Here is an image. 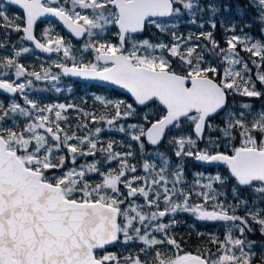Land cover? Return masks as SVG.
I'll return each mask as SVG.
<instances>
[{"label":"snow or ice","instance_id":"snow-or-ice-1","mask_svg":"<svg viewBox=\"0 0 264 264\" xmlns=\"http://www.w3.org/2000/svg\"><path fill=\"white\" fill-rule=\"evenodd\" d=\"M5 5L17 6L22 16L10 17ZM247 9L255 13L260 36L251 34L250 22L238 34L235 21L222 19L221 47L214 36L220 11L215 0L0 3V28L22 33V41L62 53L70 63L53 61L56 74L43 65L29 71L18 62L32 50L26 46L0 57V90L24 102L0 103V264H264V239L248 238L253 232L264 237V103L251 102L264 100V0H247L240 15ZM185 12L192 17L187 22L197 24L199 17L197 27L207 23L211 31H174L176 24L167 19L180 22ZM46 16L80 46L74 50L50 28L42 42L34 26ZM149 26L170 33L171 41L144 36ZM5 46L0 42V49ZM61 74L109 82L133 102L96 96L106 110L97 116L74 104L41 105L27 94L33 78L59 82ZM52 87L60 91L56 83ZM70 109L85 121L77 129H88L89 122L111 128L134 121L116 130L138 151L131 143L117 151L116 141L101 142L102 127L78 135L66 115ZM137 155L144 158L143 174L131 163ZM188 160L214 171H197L189 183ZM181 212L196 221L223 222V239L210 236V246L184 251L171 231ZM132 244L139 245L137 254L109 250Z\"/></svg>","mask_w":264,"mask_h":264},{"label":"trees","instance_id":"trees-1","mask_svg":"<svg viewBox=\"0 0 264 264\" xmlns=\"http://www.w3.org/2000/svg\"><path fill=\"white\" fill-rule=\"evenodd\" d=\"M0 3H4L3 0H0ZM246 4H247V0H221L219 2V7H220V11L219 13L216 15L215 19L217 22V28L218 30H220L218 32V36L216 37V39L218 41H220V46L221 47H225L224 44V40L226 39V34L224 33L223 29L220 26V21L223 19L225 22L227 21H237L239 22V26H242L245 22H250L252 23V28H251V34H253L254 36L259 37L260 33L258 31L259 29V24L253 21V16L255 15L254 12H252L250 9H247L245 11V14L243 16L240 15L239 10L240 9H245L246 8ZM227 6L230 11L225 12L224 11V7ZM7 12L9 14V16L11 15V13H18L20 16H22V12L9 6V5H5ZM210 15V14H209ZM209 17V16H208ZM206 18L203 17V21ZM200 21L202 22V20L200 19ZM199 22V23H201ZM197 23V24H199ZM240 28V27H239ZM174 31H176L179 34H183L184 36H187V33H192L189 32V29L187 27L186 24H179V22L177 23V26L175 27V29H173ZM193 30V29H192ZM201 30L203 31H211V29L208 27V24L205 23V27L203 29L197 28L196 30H194V33H199ZM239 30V29H238ZM244 30H249L248 28H245ZM9 32V37L6 39L5 38V32ZM219 33H221L219 35ZM40 34V32H39ZM22 35V33H15V32H11L10 30H6L3 28H0V42H4L5 43V48L0 49V57H4V56H12L13 52H14V43L19 45L20 47H28L25 44V41H22L20 39V36ZM146 36H149L153 42H156L157 39L162 40L163 42H170L171 41V35L170 33H160L158 30H156L154 27L149 26L148 30L145 33ZM156 36V38H155ZM67 37V36H66ZM201 44L205 43L204 41H200ZM78 44V43H77ZM32 50V53H35L36 55H39L40 59H43L44 57L42 55H40L36 49L34 47H30ZM242 55H244L245 57H247L246 53H241ZM27 57H24L23 55L21 57L18 58V62L25 65V67H27L28 69H30L28 63H27ZM5 71H12V70H5ZM59 71V69H58ZM67 82V81H65ZM73 85L77 88V92L75 95H65L63 91L61 92H56L54 90V88L51 86V82L49 81H45V80H41V81H35L33 78V96L35 97V100L40 103L41 105H46V100L48 102H54V101H59V102H67L69 103V100L78 95V92L81 93H86V92H90V90H96L102 93H110L111 94V98H119V97H123L125 98V100L129 103H132L131 100L129 98H127L126 96H123L122 94L114 91V90H109V89H102V88H98L95 86H85V85H81L78 83H74ZM85 87V90H81L80 87ZM259 87V85H258ZM0 98L2 100H4L5 105H8L10 98L4 95L0 94ZM20 100V104L23 106L24 102H23V98H19V96L17 97ZM251 102L255 105H260L261 103H264V100H257L255 98H252ZM75 105L78 104L77 100H74L73 102ZM90 103V102H89ZM89 103L86 102L85 105H82L81 107H79L81 110H83L84 112H88V113H94L97 116L101 115V114H105V107L103 105H99L96 106L95 108H90ZM109 114H110V110H109ZM79 123H83L85 121H83L82 119L78 118L76 119ZM130 122H134V121H119L117 123V125L113 126L114 128H117L118 125L120 123H130ZM217 123L220 122V119L217 118ZM65 126V125H64ZM67 127V126H65ZM94 127H102L104 129V132L101 133L99 139L101 140V142L103 143H107L109 140H113L115 141V139L113 138L114 136H116L114 134V131L112 130L113 127L109 128V126H107L106 124H95L93 125L92 123L89 122V128L88 129H81L85 130L84 132H82V134H79V131L77 129H74L72 127V130L77 131L78 135L83 136L84 134H86V132L90 129H94ZM124 137H127L124 133L121 134ZM128 138V137H127ZM127 143H131V141L129 139L126 140L125 146L121 147L118 146L116 144L115 148L117 151H127V147L126 144ZM134 145V149H132L133 151H138L137 149V145L135 144V142H133ZM161 150H163V146H161ZM147 151L150 153L153 151L152 148L148 147ZM171 153L169 152V155ZM137 159L133 158L131 160V163L135 164L136 160H138L139 165H136L138 169H141V164L143 162V159L140 155L135 156ZM89 161H91L93 158L89 157L87 158ZM175 157H172V160L175 161ZM78 162H83V161H78ZM113 167L115 166L114 164L112 165ZM107 167V166H106ZM186 177L185 179L189 181V183H191L193 181V176H192V171H200V170H205L206 172H213L214 169L213 167H202L199 164H197L196 162L192 161V160H188L186 165ZM175 219L178 221L177 225L175 226L174 229H172V234L176 237V239L178 240V242L181 243L182 248L184 249V251L186 252H192V253H196L198 250H202L205 247L210 246L209 245V238L211 235H214L216 233H221V235L224 234V228L223 226L220 227L219 223L217 222H201V221H196L194 217H192L190 214L188 213H178L175 216ZM167 221V220H166ZM248 238L254 241H261L262 239H264V237H261L259 232H253L248 234ZM136 249H139V245L138 244H132V245H116L115 247H110L109 250L111 251H117L120 252L121 254H128V253H132L134 254V251H136ZM256 251L259 252V247H256Z\"/></svg>","mask_w":264,"mask_h":264},{"label":"rangeland","instance_id":"rangeland-1","mask_svg":"<svg viewBox=\"0 0 264 264\" xmlns=\"http://www.w3.org/2000/svg\"><path fill=\"white\" fill-rule=\"evenodd\" d=\"M217 0H215V3H217L216 2ZM218 5V4H217ZM183 11V10H182ZM16 15V13H11V15H10V17H13V16H15ZM204 17V16H203ZM192 17H191V15L190 14H188V13H184V16H183V19L179 22V24H190L189 22H187V21H189V19H191ZM206 18V17H205ZM236 23H237V33L239 34V30H240V26H239V22H237V21H235ZM167 23L169 24V26H171V24H173V23H175V24H177L178 22L175 20V19H173V18H169V19H167ZM47 26H43V28H42V30H41V32H40V35L42 36V33L44 32V30L45 29H52V35H59V36H63V37H65V38H67L68 39V41L70 42V43H72L73 45H74V50H75V48H77V47H79L80 46V43H78V44H76L75 43V41L73 40V39H71L69 36H64L63 35V31L56 25V24H54V23H47L46 24ZM156 29V28H155ZM175 29V28H174ZM239 29V30H238ZM157 30V29H156ZM159 31V30H158ZM249 31V30H248ZM189 32H192V33H194V31H192V30H190ZM189 33H187V35H188ZM253 35V34H252ZM43 37V36H42ZM146 37H149V36H146ZM109 38L110 39H114V37H112V35H111V33H109ZM155 38H156V36H155ZM162 41V40H161ZM14 46H15V48H14V51L15 50H18L19 48H20V46L19 45H17V44H15L14 43ZM23 56L24 57H27L28 59V61H27V63H28V65H29V67H30V69H28L27 67H26V69L27 70H29V71H41L42 69H41V66L43 65L44 67H50L51 66V71H52V73L53 74H56V73H58L59 71H58V69L57 68H55L54 67V64H53V61H56V60H61L62 62H66V61H63V57H62V53H60V54H57V53H55L54 54V56H52V57H50L49 59H46L45 57L43 58V59H40L39 57H38V55H36L35 53H32L31 51L29 52V53H26V54H23ZM92 58V56L90 55V54H86V56H85V59L86 60H90ZM66 63H69V62H66ZM69 65H70V63H69ZM25 66V65H24ZM9 72V75H11V72L10 71H8ZM45 81H48V80H45ZM65 81H67V80H65V79H63V77L62 76H60V80H59V82H52V81H49V82H51V86H52V84L53 83H56V86L57 87H59L60 88V91L59 92H61V91H63V92H65L64 94L66 95H75L76 94V92H77V88L73 85V83L71 82V80H68L67 82H65ZM18 82H20V81H18ZM81 88V90H85L86 91V88L83 86V87H80ZM33 88L31 89V90H28V95H29V97L31 98V99H33V100H35V97L33 96ZM58 93V92H57ZM19 96V98L21 97L22 98V96H20V95H18ZM96 96H100V97H102V98H104V99H110V100H125V98H123V97H119V98H111V94L110 93H102V92H99V91H96V90H90V92H86V93H81V92H78V95H76V96H74V97H72L70 100H69V103H67V102H59V101H54V102H48L47 100H46V105H53V104H59V103H64V104H74L73 102H74V100H77L78 101V104L76 105V106H78V108L79 107H81L82 105H85L86 104V102H90L89 103V106H90V108H95L96 106H99L100 105V102L99 101H97L96 99H95V97ZM13 101H15V102H17V103H20V100L17 98V97H15V98H13V99H10L9 100V104L11 103V102H13ZM126 101V100H125ZM0 103H4L5 104V102H4V100H2L1 98H0ZM75 105V104H74ZM80 109V108H79ZM66 115L68 116V120H69V123L72 125V127L74 128V129H77L76 128V125L79 123L76 119L78 118V116L80 115L77 111H75V110H72V109H70V110H68V112L66 113ZM219 119H221L220 117H218ZM24 121V118L23 117H19L16 121H15V123H16V125H17V127H21L22 126V122ZM120 124H122V123H120ZM9 126H11V125H9ZM66 126V125H65ZM78 131H79V134H82V132H84L85 130H82L81 131V129H77ZM112 130L114 131V134L116 135V136H114L113 138L115 139V141L117 142V145L118 146H120V142H124V144L126 143V140L128 139L127 137H124V136H122L121 134H123V133H120L119 131H117L116 130V128H112ZM102 132H104V131H102ZM85 135V134H84ZM131 144L133 145V142L131 141ZM133 149H134V145H133ZM150 153H153V151L152 152H150ZM135 159H137L136 157H134ZM135 164L136 165H139V162H138V160H136V162H135ZM203 167V166H202ZM210 167H212V166H210ZM200 171H205V170H200ZM195 172H197V171H195V170H193L192 171V176H193V178H194V173ZM213 172H206L205 171V174L207 175V174H212ZM137 174H143L142 173V170L141 169H138V173ZM94 180L95 179H99V177H96V176H93L92 177ZM194 180V179H193ZM188 181V180H187ZM189 182V181H188ZM229 199H231L230 197H229ZM234 202V201H233ZM258 203V202H257ZM181 214H183L182 212H181ZM240 214L241 215H243V212H240ZM168 219V217H166L165 218V222H166V220ZM217 223H219V226L220 227H222L223 226V222H217ZM224 231V230H223ZM211 236H215V237H218V238H220V239H223V236H224V234L223 235H221V233H216V234H214V235H211ZM138 251H139V249H136V251H134V254H137L138 253Z\"/></svg>","mask_w":264,"mask_h":264},{"label":"water","instance_id":"water-1","mask_svg":"<svg viewBox=\"0 0 264 264\" xmlns=\"http://www.w3.org/2000/svg\"><path fill=\"white\" fill-rule=\"evenodd\" d=\"M9 6L14 7V8H16V9H18L19 11L22 12V10H20L17 6H12V5H9ZM46 22H54L55 24H57L58 27L61 28V30H62L65 34H67L68 36H70L71 38H73L75 41H77L76 38L72 37L71 34L67 31V29L64 28L63 25H62L59 21H56L54 18H52V17H47V16H46V17H41V18L37 21V24L34 26V33H35V35H36V26H37L38 24H40V23H46ZM77 42H79V41H77ZM25 43H26V45H28V46H33V47H34V45H33L31 42H27V41H25ZM36 50L38 51V53H40L41 55H43V56H45V57H47V58L51 57V56L54 54V53H51V54H49V53H44V52H41V51L38 50V49H36ZM61 75H62V77H63L64 79H66V80H71V81L76 82V83H80V84H84V85H88V86H96V87L104 88V89L114 90V91H116V92H118V93H120V94H122V95H125L126 97H128V98L132 101V99H131V97H130V94L126 93L125 90L119 88L118 86L112 85V84L109 83V82H102V81H98V80H90V79H84V78H79V77H73V76H71V75H67V76H66V75H63V74H61ZM0 94H3V95H5V96H8L9 98H13V97L16 96V95L14 96L13 94L4 93L2 90H0ZM132 102H133V101H132ZM149 147L152 148L151 146H149ZM199 165H200V164H199ZM200 166H203V167H210L209 165H200Z\"/></svg>","mask_w":264,"mask_h":264},{"label":"flooded vegetation","instance_id":"flooded-vegetation-1","mask_svg":"<svg viewBox=\"0 0 264 264\" xmlns=\"http://www.w3.org/2000/svg\"><path fill=\"white\" fill-rule=\"evenodd\" d=\"M221 0H217L216 2V4H219V2H220ZM208 2V0H200V3L203 5V4H206ZM209 14L210 13H208L207 11L204 13V17H206V21H207V19H208V16H209ZM17 15H19L18 13H16V15L15 16H17ZM200 19L201 18H197V23H199V22H201L200 21ZM190 20V19H189ZM47 23H53V22H47ZM47 23H40V24H38L37 26H36V36L38 37V38H40L41 40H42V42H43V37L39 34V32H41V30H42V28H43V26L45 27V26H47L46 24ZM55 24V23H54ZM187 25V27H188V29H189V31L190 30H192V31H194V30H196L198 27H197V25L198 24H186ZM176 26H177V24H176ZM220 30H218V28H216V30L214 31V36H215V38L218 36V32H219ZM245 32H248L247 30H245ZM146 33V32H145ZM145 33H144V36H146L145 35ZM221 33H219V35H220ZM63 35L64 36H66L64 33H63ZM74 40V39H73ZM75 41V40H74ZM76 42V41H75ZM33 47V46H32ZM35 48V47H34ZM55 54V53H54ZM38 57H39V55H38ZM16 97H18V95L16 96ZM15 98V97H14Z\"/></svg>","mask_w":264,"mask_h":264}]
</instances>
